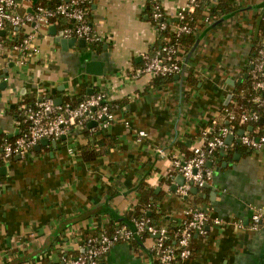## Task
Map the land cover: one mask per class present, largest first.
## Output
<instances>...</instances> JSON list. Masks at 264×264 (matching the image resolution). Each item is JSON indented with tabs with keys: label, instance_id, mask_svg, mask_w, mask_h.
I'll return each mask as SVG.
<instances>
[{
	"label": "crops",
	"instance_id": "1",
	"mask_svg": "<svg viewBox=\"0 0 264 264\" xmlns=\"http://www.w3.org/2000/svg\"><path fill=\"white\" fill-rule=\"evenodd\" d=\"M184 2L162 0L171 19ZM90 8L104 36L101 48H66L58 27L49 26L37 35L40 53L25 63L0 55V139L19 134V102L43 95L80 100L105 89L115 115L106 128L72 127L4 163L0 264H62L66 252L78 251L87 236L140 204L142 188L153 191L155 211L167 223L186 218L190 207L208 209L207 232L194 234L193 253L180 264H264V223L250 227L252 206L264 204V147H248L234 134L210 161L213 182L185 194L172 163L192 154L203 128L222 117V106L251 74L264 0H235L234 9L201 22L185 72L170 81L133 76L143 53L161 46L147 0H92ZM90 59L105 61L102 74L87 71ZM154 242L152 235L118 242L100 264H158Z\"/></svg>",
	"mask_w": 264,
	"mask_h": 264
},
{
	"label": "built area",
	"instance_id": "2",
	"mask_svg": "<svg viewBox=\"0 0 264 264\" xmlns=\"http://www.w3.org/2000/svg\"><path fill=\"white\" fill-rule=\"evenodd\" d=\"M218 1L185 0L184 4L177 8L176 17L171 19L164 9L162 0H147L151 6L150 17L158 35L160 36L163 30H168L174 39L165 36L163 43L155 52L143 53L144 63L135 70L133 76L141 73L155 76L184 73L188 64L187 49L183 47L180 39L184 35L197 33L200 26L193 23V15L197 8L203 6L205 9L203 22L213 21L215 17L212 16V10ZM48 2L0 0V55L4 54L7 60L15 57L16 62L25 63L40 53L37 35L40 32L42 34V30L51 25L58 27L59 36L84 38L86 45L103 41L104 36L95 30L89 17L92 0H56L53 4ZM23 5L25 6L21 9ZM253 62L251 85L256 93L252 100L258 105H264V29L259 37ZM4 79L7 80L8 77L4 76ZM107 98V90L97 89L74 103L70 100L59 103L51 95L34 97L28 101L21 100L18 105L20 115L18 121L23 125L13 140L5 139L1 143L0 167L12 155L26 154L44 137L57 138L63 134L67 135L75 126L94 129L95 126L88 124L90 120H96L100 126L106 128L115 118L113 106ZM229 103L232 105L221 108L227 123L215 130L214 124L218 123L219 117H214L209 126L203 128L201 140L193 145L192 154L184 159L172 160L173 169L185 178L178 188L180 194L187 193L193 185L203 187L212 183L214 168L209 161L213 160L218 149L228 147L226 137L230 133L239 134L236 122L242 124L250 120H259L261 117L257 111H237L236 99ZM242 129L244 132L238 135L241 143L254 149L264 147V132L256 134L250 128ZM138 133L145 135L146 131L139 130ZM159 151L165 154L163 149ZM209 219L207 208L190 207L186 218L180 222L174 242L171 241L167 224H155L147 216L134 219L132 225L116 221L112 229L103 225L98 232L87 236L77 253L64 254L62 264H100L102 258L115 244L131 241L135 236L145 233L155 236L152 249L158 264H180L192 254L190 242L193 234L207 232L206 224ZM215 221L219 223L222 219L215 218ZM263 223L264 204H255L252 206L250 227L255 229Z\"/></svg>",
	"mask_w": 264,
	"mask_h": 264
},
{
	"label": "trees",
	"instance_id": "3",
	"mask_svg": "<svg viewBox=\"0 0 264 264\" xmlns=\"http://www.w3.org/2000/svg\"><path fill=\"white\" fill-rule=\"evenodd\" d=\"M43 2H48V1L43 0ZM55 2H56V0H51L48 3L49 4H53ZM234 8H235V0H219L213 7L212 16H214L215 18H218L223 13H226V12H228L231 9H234ZM148 10H149V13H150V11H151L150 4H149V9ZM205 15H206V13H205V9H204L203 6L197 8L195 13H194V15H193V23L200 26L201 22H203V20L205 18ZM60 25L62 26V24H60ZM61 26H59V27H61ZM262 28H264V23H263ZM165 36H170L172 38V40L174 39V36H173V34L171 32H169L168 30H163L161 32V35L159 36L161 44L163 43V40H164ZM258 40H256V43H255L254 56L256 54V46L258 44ZM180 41L183 44V47H185L187 49V52H188L190 46L194 43L195 38H194L193 34H188V35L182 36ZM101 44L102 43H90L89 45H91L92 47H95V48H98V47L101 48V46H102ZM156 78L157 79L158 78L159 79H163L164 78L166 81L167 80L170 81V80L174 79V75L156 76ZM251 81H252V75L249 74V76L246 78V80L243 83L239 84L234 89V98L238 102V106H237L236 110L239 111V112L242 111V110L257 111L261 116H264V105H258L257 102L252 100V96L256 92L252 88ZM66 100H70L73 103L78 101L76 98H73V99L69 98V99H66ZM231 105L232 104L228 103L225 106L229 107ZM17 115H18V117H20L18 109H17ZM224 118H225V116H224V112H223V115H222L221 118H219L218 123L214 124L215 130H217L219 128V126H221L222 124H226L227 123ZM236 124H237V131H239L241 128H250L251 131L256 133V134H260V133L263 132L262 131L263 129L261 131L258 130L259 132L255 130L258 126L259 127H263L264 126V123L261 122L260 120H250V121L242 123V124L236 122ZM22 125L23 124H21L20 127H22ZM86 129H88V128H86ZM14 138L15 137H13V138H10V137L1 138L0 139V145H1V143L3 141H5V139L13 140ZM152 195H153V191L152 190H149V189L147 190L146 188H142V191H141V203L138 204L135 208L131 209L124 216L119 217L118 221H120L121 223H127L129 225H132L133 222H134V219L140 218V217H143V216H147V217L150 218L151 222H153L155 224H167L168 228H169V234L171 236V241L174 242L175 239H176L175 238V233H176L177 229L179 228L180 222L182 220L180 222H176L175 224L167 223L166 219L163 217V214L161 212H156L155 211ZM114 226H115V223L106 224V227H108L110 229H112ZM98 231H96V232H98ZM96 232H94V233H96ZM146 235H150V234L145 233V234H143L141 236H135L134 238L131 239V241L136 240L137 237H142L143 238ZM193 236H194V234H193ZM191 240H192V238H191ZM190 245H191V242H190ZM191 249H192V253H193L192 246H191ZM77 252L78 251L73 252V253H77ZM70 253H72V252H69L68 254H70Z\"/></svg>",
	"mask_w": 264,
	"mask_h": 264
},
{
	"label": "water",
	"instance_id": "4",
	"mask_svg": "<svg viewBox=\"0 0 264 264\" xmlns=\"http://www.w3.org/2000/svg\"><path fill=\"white\" fill-rule=\"evenodd\" d=\"M50 29L55 31L56 30V26L55 25H51ZM258 33H259L258 30H256V34H255L256 37H257ZM60 41H61L62 45L65 46L66 48L69 47V46H73L76 43H78L79 45H82V46L86 45V40L84 38H76L75 36L67 37V38L66 37H62ZM190 55H191V52H189L187 57H186L187 61L189 60ZM104 65H105V61L104 60L90 59V60H88L86 62V69H87V71L92 72V73L102 74L104 72ZM182 74L183 73H178V74H176V77L180 78ZM230 98H231V94L228 95L226 103H228ZM56 101L60 103L63 100H62V98H56ZM259 120L261 122H264V116H261ZM88 124H89V126H94V125L98 124V121L90 120ZM243 132H244V130L241 128L238 133L242 134ZM63 137H65L64 134H63ZM233 139H234V134L233 133H230L226 137V140H227L228 143L232 142ZM49 141H50V139L46 138V137L41 139L42 143H48ZM55 143H56V140H53V144H55ZM209 164L211 165L210 161H209ZM5 168H6L5 164H3L0 167V169H5ZM178 177H179L178 183L182 184L184 182V180H185L184 176L182 174H180ZM178 183L177 184H173V187L177 188ZM197 188H198L197 186H194L193 189H197Z\"/></svg>",
	"mask_w": 264,
	"mask_h": 264
}]
</instances>
